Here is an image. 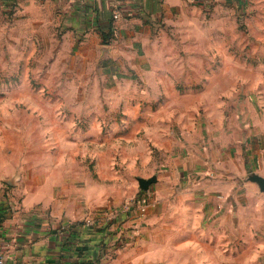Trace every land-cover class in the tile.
I'll list each match as a JSON object with an SVG mask.
<instances>
[{
  "label": "rangeland",
  "instance_id": "1",
  "mask_svg": "<svg viewBox=\"0 0 264 264\" xmlns=\"http://www.w3.org/2000/svg\"><path fill=\"white\" fill-rule=\"evenodd\" d=\"M6 3L0 193L133 207L112 240L121 264H264V193L249 180L264 173V0H207L99 43Z\"/></svg>",
  "mask_w": 264,
  "mask_h": 264
},
{
  "label": "crops",
  "instance_id": "2",
  "mask_svg": "<svg viewBox=\"0 0 264 264\" xmlns=\"http://www.w3.org/2000/svg\"><path fill=\"white\" fill-rule=\"evenodd\" d=\"M206 1L7 0V3L20 4L19 12L28 21H47L53 14L65 37L83 36L99 43L103 36L107 37L106 42L111 36H131L138 25L142 30L149 29L150 24L167 20L183 7H200ZM116 8H119V18L114 20ZM203 167L208 170V164ZM259 176L264 178V173ZM5 181L8 180L0 178V190ZM251 188L254 190V186ZM14 204L11 194L0 193V249L8 264H121L124 261L121 255L112 257L111 252L112 240L126 225L127 213L123 208L109 220L106 214L110 209L90 214L82 208L64 205L59 199L52 203L43 188L32 190L30 187L22 193L17 205ZM87 214L90 216L86 218H95L100 225L82 226L81 218ZM142 259L143 256L136 257L135 263L142 264ZM158 261L152 259L151 264Z\"/></svg>",
  "mask_w": 264,
  "mask_h": 264
},
{
  "label": "built area",
  "instance_id": "3",
  "mask_svg": "<svg viewBox=\"0 0 264 264\" xmlns=\"http://www.w3.org/2000/svg\"><path fill=\"white\" fill-rule=\"evenodd\" d=\"M113 18L114 20L119 18V8L115 9ZM146 206H147L146 199L141 198L140 200L137 201V204L135 205V210H137L138 213L143 215L146 212ZM133 210H134L133 207L131 208V206H128V207H125L123 211L125 213H129ZM114 215H115L114 212L110 211L106 214V218L110 220L114 217ZM80 224H82V226L87 227V228H94L100 225V221L95 218H85L80 222ZM65 227L66 226H64L63 228L65 229ZM0 264H8L6 256L1 249H0Z\"/></svg>",
  "mask_w": 264,
  "mask_h": 264
},
{
  "label": "water",
  "instance_id": "4",
  "mask_svg": "<svg viewBox=\"0 0 264 264\" xmlns=\"http://www.w3.org/2000/svg\"><path fill=\"white\" fill-rule=\"evenodd\" d=\"M249 180L255 183L259 190L264 193V178L259 175H251ZM156 182V176H152L150 178H137L138 186L141 190L147 191L151 184Z\"/></svg>",
  "mask_w": 264,
  "mask_h": 264
},
{
  "label": "trees",
  "instance_id": "5",
  "mask_svg": "<svg viewBox=\"0 0 264 264\" xmlns=\"http://www.w3.org/2000/svg\"><path fill=\"white\" fill-rule=\"evenodd\" d=\"M102 39H103V40H106V39H107V37H106V36H103V37H102ZM0 217H1V216H0Z\"/></svg>",
  "mask_w": 264,
  "mask_h": 264
}]
</instances>
